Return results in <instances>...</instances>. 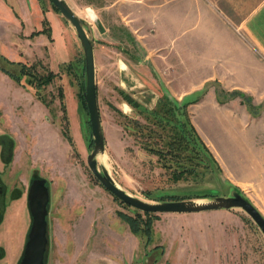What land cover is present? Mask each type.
I'll use <instances>...</instances> for the list:
<instances>
[{
    "label": "rangeland",
    "instance_id": "1",
    "mask_svg": "<svg viewBox=\"0 0 264 264\" xmlns=\"http://www.w3.org/2000/svg\"><path fill=\"white\" fill-rule=\"evenodd\" d=\"M64 1L83 21L92 40L96 100L105 144L98 170L104 165L117 186L150 202L167 194L206 201L233 191L200 129L196 132L215 161L210 171L200 175L174 181L140 152L129 134L132 128L124 131L120 123L128 118L143 119L118 91L141 108L150 109L162 93L176 98L194 85L189 79H140L138 75L152 68L146 62L136 63L143 50L135 46L137 42L125 32L121 20L106 18V0ZM53 7L49 0H0V264H18L22 255L30 214L27 200L22 210L17 199L26 195L35 178L44 179L48 190L43 264H264L263 236L239 208L154 213L157 218L151 221L147 235L130 231L136 245L122 241L127 223L116 211L127 215L143 212L115 199L86 166L92 143L86 108L80 102L82 49L73 27ZM85 10L90 17L96 16L97 23L85 17ZM17 61L32 65L39 74H55L39 91L46 104L24 76L15 80L9 75H18ZM68 62L76 64L67 68ZM207 83L220 88L212 81ZM196 94L189 98H196ZM197 100L186 106L191 124L200 120L194 105ZM229 110L238 123L264 124V116L252 120L236 101Z\"/></svg>",
    "mask_w": 264,
    "mask_h": 264
},
{
    "label": "crops",
    "instance_id": "2",
    "mask_svg": "<svg viewBox=\"0 0 264 264\" xmlns=\"http://www.w3.org/2000/svg\"><path fill=\"white\" fill-rule=\"evenodd\" d=\"M103 8L107 19L121 20L143 50L136 63L146 62L152 70L147 67L140 79H189L194 86L176 98L202 91L194 104L200 120L192 125L209 139L205 144L223 178L264 218V124L238 123L229 110L236 101L252 120L264 116V0H106ZM86 12L85 17L97 23L96 16ZM208 81L225 92H243L252 112L239 96L218 102L217 88L208 87ZM138 149L159 169L154 155ZM17 202L23 210L26 195ZM122 233V241L137 244L127 224Z\"/></svg>",
    "mask_w": 264,
    "mask_h": 264
},
{
    "label": "trees",
    "instance_id": "3",
    "mask_svg": "<svg viewBox=\"0 0 264 264\" xmlns=\"http://www.w3.org/2000/svg\"><path fill=\"white\" fill-rule=\"evenodd\" d=\"M53 9L55 8L53 7ZM17 64L19 66L18 75L16 76L11 73H9V75L15 80L19 79L20 75L24 76V78H26V84L34 88L37 98L43 101L39 91L42 87L51 82L55 74L52 71L39 74L32 68V65H26L20 61H17ZM74 64L76 63L68 62L66 67H72ZM82 69L84 70V65H82ZM1 70L8 72L4 68H1ZM79 85L81 90L80 102L85 110V104L82 99V86L81 84ZM118 92L122 100L129 105V107L133 108L136 114L141 115L143 119L141 122L135 118H126V122L120 123V126L124 131H128V126L132 128L129 134L132 135L135 144L143 151L154 155L156 157V164L162 168L172 180L177 181L191 174L200 175L205 171H210V164L215 163V161L206 145L198 136L194 126L191 124L186 109V106L191 103L192 100V102H194L199 99L202 91L196 94V98H189L191 95H186L181 100H177L174 97H169L166 93H162L156 100L154 106L150 109L141 108L137 101L133 100L122 90ZM215 93L218 102H224L229 98L239 96L242 102L247 106V110L250 113L252 112L247 102V96L243 92L239 90L225 92L222 89H216ZM57 94L59 98H61L62 92L60 89H58ZM44 103L46 104V102ZM65 128L63 133L66 138L70 140V136ZM234 191L237 190L234 189ZM237 192L240 193L239 191ZM179 199L181 198H175V196L172 197V195L168 194L158 195L155 198L156 201ZM116 212L119 218L127 223L130 231L135 235H147L149 233L151 221L157 218V215L154 213L143 212L141 215L139 212H135L133 215H127L120 211Z\"/></svg>",
    "mask_w": 264,
    "mask_h": 264
},
{
    "label": "water",
    "instance_id": "4",
    "mask_svg": "<svg viewBox=\"0 0 264 264\" xmlns=\"http://www.w3.org/2000/svg\"><path fill=\"white\" fill-rule=\"evenodd\" d=\"M49 2L73 27L82 49L84 65L82 97L86 108L92 143V148L86 155L85 163L97 182L121 203L146 213H196L209 210L239 208L256 225L264 239V218L249 200L237 191L233 190L225 196H213L201 202L191 198L150 202L132 196L117 186L103 165H100V169L98 170L96 156L104 153V138L100 126L96 100L92 40L88 37L84 29L83 21L64 0H49ZM26 200L30 214V223L18 264H43L46 243L45 215L48 202V190L44 179L35 178L31 180L27 188Z\"/></svg>",
    "mask_w": 264,
    "mask_h": 264
},
{
    "label": "bare ground",
    "instance_id": "5",
    "mask_svg": "<svg viewBox=\"0 0 264 264\" xmlns=\"http://www.w3.org/2000/svg\"><path fill=\"white\" fill-rule=\"evenodd\" d=\"M104 157V153L103 154H98L97 156H96V160H97V162H98V160H100V161H102L103 162V158ZM104 166V165H103ZM198 202H201L202 200H197Z\"/></svg>",
    "mask_w": 264,
    "mask_h": 264
}]
</instances>
